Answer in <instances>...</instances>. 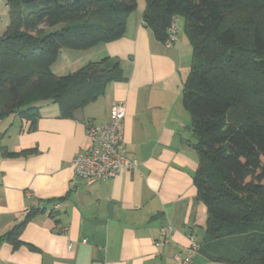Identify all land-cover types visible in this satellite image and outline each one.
I'll return each mask as SVG.
<instances>
[{
    "label": "crops",
    "instance_id": "0c3cea01",
    "mask_svg": "<svg viewBox=\"0 0 264 264\" xmlns=\"http://www.w3.org/2000/svg\"><path fill=\"white\" fill-rule=\"evenodd\" d=\"M144 9L130 14L123 38L79 52L90 61L121 59L126 80L71 118L49 103L32 130L16 115L0 120V237L30 209L46 208L21 229L22 245L1 240L0 264H184L190 237L206 241L208 211L197 199L198 155L183 104L192 45L180 31L166 46L144 24ZM8 24L9 6L0 0V36ZM117 102L126 106L121 148L139 166L108 181L77 178L73 160L91 144L87 123L108 122ZM191 264L230 263L198 251Z\"/></svg>",
    "mask_w": 264,
    "mask_h": 264
},
{
    "label": "trees",
    "instance_id": "16d2710c",
    "mask_svg": "<svg viewBox=\"0 0 264 264\" xmlns=\"http://www.w3.org/2000/svg\"><path fill=\"white\" fill-rule=\"evenodd\" d=\"M5 1L0 120L16 115L32 130L49 103L57 104L59 117L71 118L111 83L126 80L122 60L108 55L61 76L52 66L63 49L87 51L123 38L138 0ZM145 1L143 22L158 40L166 45L173 21L178 37L181 16L192 45L183 104L198 155L197 199L208 211L199 251L230 264H264V0ZM44 210L30 209L0 242L22 245L21 229Z\"/></svg>",
    "mask_w": 264,
    "mask_h": 264
},
{
    "label": "built area",
    "instance_id": "2783aa9c",
    "mask_svg": "<svg viewBox=\"0 0 264 264\" xmlns=\"http://www.w3.org/2000/svg\"><path fill=\"white\" fill-rule=\"evenodd\" d=\"M176 39L177 24L173 21L169 28L166 46L170 47ZM125 114V103L117 102L111 107L110 120L108 122L99 125H94L91 122L87 123L91 144L87 149L79 152L73 160L77 178L108 181L125 169H134L139 166V160L129 158L125 150L121 148ZM190 239L191 247L188 255L183 260L184 264H191L192 255L200 249V244L195 236H191ZM176 259L180 260V257L176 256Z\"/></svg>",
    "mask_w": 264,
    "mask_h": 264
},
{
    "label": "rangeland",
    "instance_id": "374dc122",
    "mask_svg": "<svg viewBox=\"0 0 264 264\" xmlns=\"http://www.w3.org/2000/svg\"><path fill=\"white\" fill-rule=\"evenodd\" d=\"M146 6L145 0H138V10H142ZM178 23L180 26V31L184 30V19L181 16H178ZM92 57H89V54H79L76 50L63 49L62 54L58 60L53 64L52 69L57 75H66L68 73L74 72L87 64Z\"/></svg>",
    "mask_w": 264,
    "mask_h": 264
}]
</instances>
